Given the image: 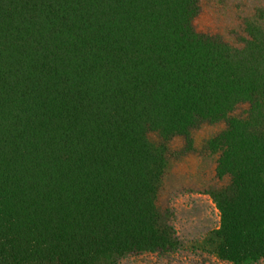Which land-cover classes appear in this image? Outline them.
Instances as JSON below:
<instances>
[{"label": "trees", "instance_id": "16d2710c", "mask_svg": "<svg viewBox=\"0 0 264 264\" xmlns=\"http://www.w3.org/2000/svg\"><path fill=\"white\" fill-rule=\"evenodd\" d=\"M200 14L201 0H0V264L176 250L169 145L220 123L216 254L264 258V11L237 45L198 33Z\"/></svg>", "mask_w": 264, "mask_h": 264}, {"label": "rangeland", "instance_id": "374dc122", "mask_svg": "<svg viewBox=\"0 0 264 264\" xmlns=\"http://www.w3.org/2000/svg\"><path fill=\"white\" fill-rule=\"evenodd\" d=\"M258 11H264V0H201L195 27L200 34L219 36L237 45L239 38L246 37L245 23ZM226 129L224 123L204 125L192 133V144L177 137L169 145V167L159 205L177 238L176 250L114 257L116 264H235L220 258L214 247L215 235L223 224L214 195L227 188L230 179L216 176L221 154L213 151V141ZM151 139L157 142L155 136ZM253 264H264V258Z\"/></svg>", "mask_w": 264, "mask_h": 264}]
</instances>
